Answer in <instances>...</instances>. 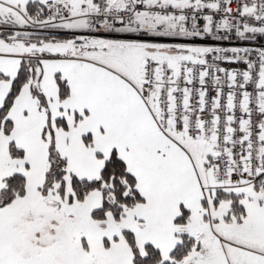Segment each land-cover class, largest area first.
I'll use <instances>...</instances> for the list:
<instances>
[{
  "label": "snow or ice",
  "instance_id": "obj_1",
  "mask_svg": "<svg viewBox=\"0 0 264 264\" xmlns=\"http://www.w3.org/2000/svg\"><path fill=\"white\" fill-rule=\"evenodd\" d=\"M0 264H264V0H0Z\"/></svg>",
  "mask_w": 264,
  "mask_h": 264
}]
</instances>
